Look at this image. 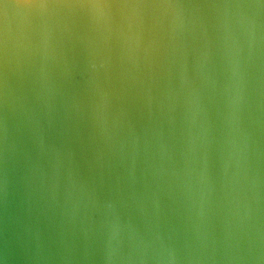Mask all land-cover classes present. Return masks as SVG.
Listing matches in <instances>:
<instances>
[{
	"label": "water",
	"instance_id": "95a60500",
	"mask_svg": "<svg viewBox=\"0 0 264 264\" xmlns=\"http://www.w3.org/2000/svg\"><path fill=\"white\" fill-rule=\"evenodd\" d=\"M0 264H264V0H0Z\"/></svg>",
	"mask_w": 264,
	"mask_h": 264
}]
</instances>
